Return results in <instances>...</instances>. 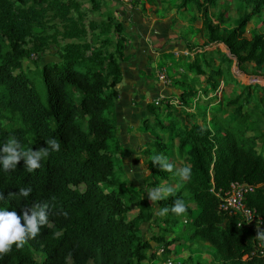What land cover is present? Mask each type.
I'll use <instances>...</instances> for the list:
<instances>
[{
    "label": "trees",
    "instance_id": "16d2710c",
    "mask_svg": "<svg viewBox=\"0 0 264 264\" xmlns=\"http://www.w3.org/2000/svg\"><path fill=\"white\" fill-rule=\"evenodd\" d=\"M137 1L120 0L126 6ZM174 1L171 6L177 4L180 16L189 7L192 21H201V52L192 61L187 58L186 66L199 89L178 83L181 122L172 121V105H166V126L155 117L152 104L146 108L155 120L153 130H175L177 157L191 166L192 176L181 181L174 172L153 166V155L167 157L168 150L176 149L156 137L153 152L145 153L150 165L145 188L172 182L175 193L154 203L156 207L132 197L138 212L131 218L130 208L111 189L118 181L112 179L114 162L108 152V142L115 138L109 117L123 79L120 64L128 39L124 25L111 10L102 11L104 0H87L89 8L79 0H0V145L10 136L25 149L46 147L48 139L60 144V151L32 173L23 161L7 173L0 166V208L22 216L35 202L50 203L49 223L40 234L20 250L13 246L0 264H144L156 256L164 262L173 249L196 242L213 250L217 264H264V256L253 254L260 242L255 230L238 227L239 217L220 211L214 194L235 182L258 186L244 203L264 223V85L237 84L231 73L233 64L244 74L250 65L251 73L264 80V0H236L244 12L229 29L224 14L218 13L215 21L211 17V7L220 0ZM253 20L259 27L249 38L246 27ZM216 44L228 55L218 48L204 50ZM50 53L56 61L45 63L39 72L46 88L42 103L32 74ZM221 81L241 89L232 93L224 109L216 96ZM27 186L32 188L29 197L16 196ZM176 199L184 201L185 214H158ZM148 223L154 228L151 241L142 235V225ZM182 236L188 245L181 243ZM151 242L157 244L154 251Z\"/></svg>",
    "mask_w": 264,
    "mask_h": 264
},
{
    "label": "rangeland",
    "instance_id": "374dc122",
    "mask_svg": "<svg viewBox=\"0 0 264 264\" xmlns=\"http://www.w3.org/2000/svg\"><path fill=\"white\" fill-rule=\"evenodd\" d=\"M85 8H89V5L87 3V0H79ZM174 1V0H171ZM177 0L174 2L176 3ZM165 3H169V0ZM109 10L112 8L108 7ZM107 10V8H104ZM189 7H187L186 13H181L183 16H180V14L176 16L171 17V23H173L174 20L176 22L173 23V26L171 27L172 33L174 37H178V39H173L169 43L171 46L169 52L170 54L165 55L164 59L162 60V66L165 69L164 74L169 79V81L174 84V79H178L177 76L178 73H182V71H186L187 66V58L184 56H181V58H176V53H179L181 50H188L189 46H194V50H198L202 47L203 44V35L201 33V21L195 20L192 21L190 15H194L193 13H188ZM211 17L213 21L216 20L218 17V13L224 14L225 19L229 21L228 24L225 26L227 29L232 28L236 26L238 18L240 15L243 14L244 9L242 6L238 5V1L236 0H220L218 2V5L211 7L210 9ZM173 13V12H172ZM174 14V13H173ZM92 18H95L94 16ZM171 25V24H170ZM259 27L258 23L256 21H252L249 23L246 27V36L249 38L251 37V32L253 29H257ZM264 28V27H263ZM259 31V30H258ZM219 47V49H222L224 52H226L224 46L218 44V45H208L207 48H215ZM172 49V50H171ZM172 51H177L172 54ZM52 52V51H51ZM192 57H189V59ZM56 59L53 57V54L45 55L43 59L38 62V67L35 72L32 74L33 76V82L37 85L39 92H40V100L42 103L45 102L46 99V88L43 84H41V76H40V68L46 63H54ZM122 63V62H121ZM35 69V67H34ZM162 69V68H161ZM182 70V71H180ZM232 72H234V75L236 77L237 82L242 83L243 85H250L253 83H261L264 84L263 80H260L256 78L251 73V66H247V72L246 74L239 73L237 68L235 66L232 67ZM161 74H157V78L155 77V74L152 73L151 79L153 80V89L158 85L159 76ZM226 82V81H225ZM221 89V88H220ZM236 91L237 93L241 91V89L238 86H234L232 83H229V85L224 87L223 92L221 94L220 103L222 105V109L225 108L226 102L231 99L232 93ZM155 96H152L149 98V103L153 105V103L156 100H153ZM136 103V107L133 109V112H136L143 106L144 98L137 99L134 101ZM170 102H176L175 100H172ZM146 103V107H147ZM116 106V102L114 104ZM173 106V115L175 118L172 119L175 123L177 122V118H179V113H182L178 110L176 107V104L174 103ZM157 110V113L155 114V117L158 118V121L162 122L163 125L168 122V118L164 116L163 113H167L166 105L164 103H161L159 106H154ZM175 107L177 109H175ZM195 110V109H194ZM194 110H192L189 113H194ZM177 114V115H176ZM211 118V115H209ZM223 117L225 115H222ZM148 118V121L145 120V123H142L140 121L138 124L132 123L133 114H129L126 118L123 119V121H119L114 109L111 112V115L109 117V120L115 125V131L114 135L115 138L108 142V152L111 153L112 159L114 162V170L112 174V179L117 180L118 182L114 186V188H111L115 191V193L119 194L121 198L123 199L124 203L130 208L129 215L127 217H133L138 212V207L136 204L132 201V197L136 198L138 201H146L147 203L154 205L150 203L146 199V191L145 188V180L148 177L150 171V165H148L147 162H145L148 159V156H146V152L150 151L153 152V148H151L152 143L154 142L156 137H159L163 143L168 144L169 146H174L175 148L178 146V138L176 137L175 130L173 132L165 133L164 131H161L157 126V129L151 128L152 123L155 121L154 118L151 116ZM139 120V119H138ZM179 122H181L180 118L178 119ZM132 125H135L134 127ZM148 125V126H146ZM208 127H210V124H208ZM146 129V130H145ZM133 136V145L131 142V137ZM140 136V137H139ZM178 152L176 149H170L167 151V158L169 161L175 162V164L180 167L185 162L184 160H180L177 157ZM123 182V183H122ZM129 185L133 186L132 189L136 191L141 192H134L133 190L127 188ZM161 185H170L175 186L176 184H173L172 182H162ZM158 186V187H159ZM127 189H126V188ZM156 207V206H155ZM152 224H144L142 225V235L145 240H150L154 228H151ZM183 228V223H179L177 226V229L180 230ZM184 238L181 240V243L188 245V240L186 239V236H182ZM151 241V240H150ZM177 243H175L174 246ZM199 244L201 242H196L195 245L191 246H183V249H173L172 255L168 259H173L175 264H217V260L214 257L213 250L207 246L203 245L206 249H203L199 247ZM152 251L157 249V244L154 242H151ZM158 253H160L158 251ZM163 258L156 256L153 260H146L144 264H163L164 262H161Z\"/></svg>",
    "mask_w": 264,
    "mask_h": 264
},
{
    "label": "crops",
    "instance_id": "0c3cea01",
    "mask_svg": "<svg viewBox=\"0 0 264 264\" xmlns=\"http://www.w3.org/2000/svg\"><path fill=\"white\" fill-rule=\"evenodd\" d=\"M166 1L168 0H138L137 2H134L132 6H126L122 4L120 0H104L102 11H108V7H111L112 10H110L116 19L124 25L128 36L123 52V60L120 64L123 79L118 86L119 96L115 106V113L121 122L129 114H133L134 120L132 123L138 124L140 121L145 123V120L148 119L147 117L150 118L152 116L148 112L145 105L146 103L151 104L149 103V98L152 96H155L153 100H157L161 97H168L169 99L175 100L176 102H171V105H174L175 103L176 107L180 111V108L177 106V104L181 94V86H179L178 83L188 85L189 89L193 87L195 89H199L198 85H192L193 75L187 73V69L186 71L180 70L182 73H178L177 76L179 78L174 79L175 85L172 83L170 85H162L160 82H158V85L153 89V80L151 79V75L154 73L155 77L157 78V74L159 72L165 71L162 66V60L164 59L165 55L170 54L169 50L171 46L169 43L173 41L174 38L178 39V37L173 36L171 30L173 23L176 22V20H174L173 23H171V17L178 15L176 10L177 4L171 6V0H169V3H165ZM104 8H107V10ZM94 17L97 18L96 15ZM216 48L219 49L217 46L215 48L204 47V50H213ZM199 49L196 51L187 50L189 55L184 57H192L190 58L192 61L195 57V54L201 52ZM219 50L228 55L226 48V52H224L222 49ZM182 51L184 50L179 52ZM174 52L177 51H172V54ZM176 58H181V56ZM216 64L218 63L216 62ZM233 66H235V64H233ZM231 73L234 79L233 82H237L234 72H232V68ZM256 78L262 80L259 77ZM221 82L222 83L219 87H221L220 93L222 94L224 87H227L229 83L232 82H226V84L223 83V81ZM232 84L233 87L236 86V83ZM237 84H239V82H237ZM199 95L201 94L199 93ZM142 98H144L143 106L136 112H133V109L136 107V103L134 101ZM202 99L204 98L202 97ZM176 107L175 109H177ZM191 111L192 110H187L188 113ZM172 112H174L173 106ZM163 114L165 117H167V113ZM179 115V117L183 120V116H181L180 113ZM173 118L175 117L171 116V119ZM176 119L178 122L179 118L176 117ZM168 124L169 122L165 123V126ZM132 126L134 127L135 125ZM130 137L133 145V136Z\"/></svg>",
    "mask_w": 264,
    "mask_h": 264
},
{
    "label": "clouds",
    "instance_id": "9594fccd",
    "mask_svg": "<svg viewBox=\"0 0 264 264\" xmlns=\"http://www.w3.org/2000/svg\"><path fill=\"white\" fill-rule=\"evenodd\" d=\"M221 83L222 82H220V85ZM170 84L171 82L167 85ZM220 88L221 87H218L216 91V96L218 98L221 97ZM158 100H160V104L164 103L165 105H171V99L168 97H161ZM153 105L157 106L154 103ZM177 106L179 107V104H177ZM171 113L173 115V112ZM180 114L182 116V113ZM180 120L183 121L182 118H180ZM45 142L47 146L41 147L38 150H33L32 148L25 149L15 136H10L2 145H0V166H2L3 171L7 173L16 169L20 161L24 162V168L29 173L39 169L42 160L47 159L52 152L60 151V144L56 139H48ZM152 163L153 166H158L161 171L169 173L174 172L181 181H187L192 176V168L190 165L185 164L176 167L162 154L153 155ZM31 192L32 188L30 186L21 187L16 196L27 198L30 196ZM174 193V186L161 185L159 187L147 189L146 199L154 204L158 201L167 199L174 195ZM3 199V194L0 193V200ZM52 199L55 198L53 197ZM49 209L50 203L47 201L35 202L29 208L23 209L22 216L18 215L16 211H8L7 208H0V257L9 254L12 251L13 246H15L17 250H20L30 239L34 240L40 234L41 227L49 223ZM186 211L187 206L184 201L176 199L170 208L164 207L159 209L158 214L163 217L171 212L172 214L181 216L185 214ZM256 239L264 242V231H262L260 227L256 228Z\"/></svg>",
    "mask_w": 264,
    "mask_h": 264
},
{
    "label": "built area",
    "instance_id": "2783aa9c",
    "mask_svg": "<svg viewBox=\"0 0 264 264\" xmlns=\"http://www.w3.org/2000/svg\"><path fill=\"white\" fill-rule=\"evenodd\" d=\"M123 2L130 3L131 0H123ZM176 55L187 56L189 55V53L187 51H182L176 53ZM159 73L161 74L159 76L160 83L162 85L169 84L170 82L165 76L164 72L161 71ZM154 104L158 106L160 104V100L157 99ZM256 189H258V186L256 185H247L245 183L235 182L232 183L229 189L226 191L218 190L214 192L216 198L220 200V211L227 215L238 216V227L253 229L255 230V232L257 227H260V229L264 231V223L262 221V218L256 213L255 210L246 207L244 199L247 194L254 192ZM159 252L161 253L162 250H159ZM255 252H259V256H264V242H259L258 247L255 251H253L254 255ZM163 264L174 263L171 259H167Z\"/></svg>",
    "mask_w": 264,
    "mask_h": 264
}]
</instances>
